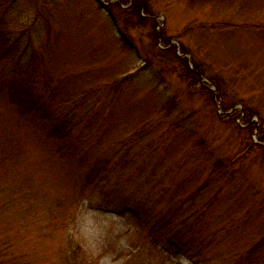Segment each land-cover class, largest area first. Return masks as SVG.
Here are the masks:
<instances>
[{
	"label": "rangeland",
	"instance_id": "obj_1",
	"mask_svg": "<svg viewBox=\"0 0 264 264\" xmlns=\"http://www.w3.org/2000/svg\"><path fill=\"white\" fill-rule=\"evenodd\" d=\"M53 1L63 5L60 8H66L64 12L49 10L47 3ZM245 1L246 4L243 0H153L154 16L164 22L166 34L173 37L172 43L182 40L193 53L190 62L194 58L208 76L222 84V99L214 102L200 83L191 85L188 78L179 76L177 71L182 65L173 52L165 60L153 59L150 53L152 63L146 64L147 52H151V26L137 36L142 41L134 48L123 46L110 12L98 0H17L7 13L0 1L2 28L6 21L17 22L18 18L21 22L8 32H12V38H18L19 53H25L23 58L20 56L22 65L26 63L32 68L38 64L39 71L52 72L60 82L64 75V82L74 88L85 89L99 80L93 88L104 93L110 91L107 75L129 68L135 72V84L129 88L137 92L124 93L118 101L121 116L114 119L116 126L109 130L102 148L93 147L91 151L85 150L87 155L71 156L77 163V156L84 157L85 167L81 171L72 160L63 165L53 158L55 154L44 137L31 140L27 168L33 170L34 178L49 183V195L60 193L73 198L68 212L76 209V219L68 230L58 233L41 227L25 228L18 253L26 255L31 264H57L67 243L66 233L98 264H264V157L260 149L251 145L252 139L256 143L260 140L256 131L251 134L245 130V124L240 123L244 127L240 129L227 120L218 107V101L223 108L242 101L258 114L253 121L261 125L260 118L264 120V0ZM48 11L56 13L50 20L51 29L42 18ZM79 13L87 19L76 18L81 16ZM195 21L214 26L203 33L188 29ZM110 40L112 52L104 47ZM34 53L41 57L31 64L28 60ZM14 55L13 63L19 56ZM142 85L143 90H135ZM93 88L87 89L90 95ZM145 97H153L154 102L172 97L175 105L172 115L161 112L154 116L141 129L140 136L136 128L145 109H136ZM101 101L93 104V111H102L104 100ZM77 102L65 107L61 118L74 110ZM1 104L2 98L0 116H4ZM244 106L238 103L236 109L242 112ZM147 132L150 137H144ZM97 136L98 131L89 139ZM149 140L153 143L150 148ZM135 151V156L120 163L122 155ZM164 156L167 157L163 162ZM101 160L111 163V171H105L107 186L98 188L96 182L80 193L85 178L99 173ZM152 161L162 170L161 174L170 170L168 183H172V189L184 183V192L177 194L179 200L172 205L166 204L169 194L162 197V204L157 203L160 198L154 195L153 201L147 203L150 210L142 207L140 215L119 214L108 204L116 183L124 181L123 191H128L129 185L133 191L140 183L136 171L141 166L142 174L148 173L151 178L153 171L146 168L152 166ZM112 166L118 168L112 170ZM186 173H190L188 177ZM78 176V181L74 180ZM73 181L77 191L71 188ZM202 187L204 190L200 191ZM188 191L196 192L188 196L190 199L182 208L174 209L182 200L185 202L184 193ZM8 214L6 222L23 225L22 217H13L12 211ZM164 218L171 220V227L166 230L161 227ZM40 219L48 221L45 214Z\"/></svg>",
	"mask_w": 264,
	"mask_h": 264
},
{
	"label": "trees",
	"instance_id": "obj_2",
	"mask_svg": "<svg viewBox=\"0 0 264 264\" xmlns=\"http://www.w3.org/2000/svg\"><path fill=\"white\" fill-rule=\"evenodd\" d=\"M0 1L2 3L4 2L2 6H4V10H6L5 13H7V10H9L17 0ZM106 1L110 2L107 6V10L113 18L116 32L120 35L123 46L134 48L138 42L142 41L137 36H140L148 26H151L152 29L148 33L150 37V39H148V47L151 49V52H147L146 64L151 65L152 61H150V59L152 58L165 60L167 54L173 52L182 65L177 71L180 77L188 78L191 85L193 83H200L202 88L208 90L213 102L215 99H222L221 93L224 91L222 84L216 82L212 76H208L201 64L196 62L194 58H192L190 62L187 56L182 55L193 54L182 40L179 39L178 43H172L173 37L166 34L164 22L159 21L154 16L153 0ZM243 2L246 4L245 0H243ZM244 3L243 5L245 6ZM47 5L49 6V10L52 9L54 11H57V9H59V11L62 10L60 7L63 6H59L54 1L48 2ZM204 5H206V3ZM65 9L66 8L62 11L64 12ZM79 14H81V16H77ZM79 14H76L77 17H75L83 19V21L87 19L84 13ZM55 15L51 11L46 12L44 15L42 14V18L50 29V20L56 17ZM16 20L17 22L7 23L6 21L3 28L0 25V99L2 98L1 106L4 108V116H0V227L2 226V231H0V264H31V261L25 258L26 255L17 252L18 245L21 244L22 240L25 238V228L41 227L49 232L58 233L63 229L64 231L68 230L76 219V209L74 212H68L69 204H72L71 200L74 201L73 198H66L60 193L49 195L51 194L49 192L50 189L47 187L49 183L38 178L40 182L37 178H34L33 170L27 168L29 162L27 158V149L30 146L31 140H42L44 137L55 154H53V158L57 159L59 162H63V165L64 162L70 160L76 162L75 158L71 157L73 154L87 155L85 150L91 151L93 147L102 148L104 146L109 130L114 129L116 126L114 119H116L117 116H121L122 110L121 108L119 109L118 101L122 99L124 93L134 94L136 92L131 91L129 88L131 84H135L133 77L135 72H130L129 68L126 72H122L124 70H116L113 74L109 73L106 79L111 80L109 81L111 82L110 91L109 93H104V90L100 88H93L96 84L100 83L99 80L92 81L88 88L85 89L74 88L72 86L70 87L67 82H64L62 79L64 75L61 76L60 82L55 78L52 72H48L44 69L39 71L41 67H39L38 64L35 67L32 66V68L26 63L22 65L20 56L22 55L23 58L25 53H19L18 38H12L10 35L12 32H8L9 30H13L14 27L17 28L21 23L18 18H16ZM213 26L214 25L208 22L195 21L188 29L195 28L198 32L203 33L208 28H213ZM50 29L48 30V35H50ZM136 33L139 34L136 35ZM137 38L138 40H136ZM111 45L113 44H111L110 40L104 47L106 49L109 48L111 51ZM150 53L153 54L152 58H149L151 55ZM14 54L19 55L15 63H13L15 58ZM40 57L38 54L34 53L28 61L32 64L38 61ZM94 76L95 75L92 77ZM204 77L207 78L208 82L203 80ZM211 85L216 86V94L209 87ZM144 87L145 86L142 85L135 88V90H143ZM92 88L94 92L90 95L88 91ZM135 94H137V92ZM116 99L117 102L115 103ZM99 100L100 103L102 102L101 100H104L101 106L102 111L95 112L93 111V104L95 102V104L99 103ZM140 101L139 103H141V106L136 110L145 109L144 118L139 122L140 126L138 125L136 128L137 134L140 136L143 132L141 129H144L146 127L145 124H148L154 116L161 112H167L172 115L175 105L172 97L162 102H154L153 97L150 99L145 97ZM73 102H77L73 107L74 110H71L66 117L61 118L63 109L65 111V107ZM238 103L245 105V109L242 112H239L235 108ZM223 110L226 112L230 111L225 118L227 120H232L238 128L243 129L244 127L240 124L243 123L245 124V130H249L251 134H254L257 130V137L260 141L256 143L252 139L251 145L260 149L264 157V120L260 118L262 121L261 125L253 121L252 118L258 116V114L242 101L233 103L228 106V108H223ZM82 112L85 115L84 120ZM247 114L250 116L249 118L245 117ZM239 120H241V122H239ZM97 131L98 136L94 139H89L91 135L92 137L96 136ZM147 133L148 134H145L144 137H150V133ZM89 140L92 141L87 145ZM119 140L124 141L125 139ZM27 142H29V145ZM152 144L151 140H149V144L147 145L148 148H150ZM85 145L89 147H84V150H82V147ZM127 153L128 152H126V154ZM136 154L135 151L127 156L122 155L120 157V163H123L126 158L128 159ZM81 156H77L80 158V163L76 162L79 171L83 170L85 167L83 163L85 159ZM166 157L167 156H164L163 162ZM147 162L151 163V160ZM153 163L154 161H152V166L149 167V169L146 168L150 172L153 171L151 178L148 176V173L147 176L142 174V166L140 171H136L140 183L135 185L133 191L130 190V185L128 191H123L125 187L124 181L116 183L113 191L114 195L111 196L108 202L111 208H114L123 216L130 213L140 215L142 207L147 211L151 209L147 206V203L148 201L151 202V197L154 195L159 196L160 201H157V203L160 204L163 203L162 197L167 196V194L170 195V199L166 204L172 205L179 200V198H177L179 195L178 193L184 192L185 189L181 190V186L184 183L179 184L176 190L172 189V183H168L170 170L166 169L161 174L162 170H158V167L154 166ZM110 164L109 160H101L99 164L100 167L98 168L100 169L99 173L96 171L93 175H89L85 178L83 185H80V193L83 194L88 191L89 187L93 186L96 182H98V185H96L98 188L107 186L105 171L106 173L111 171ZM37 166L38 163L35 165L34 171L37 169ZM117 168L118 167L112 166V170ZM185 170L188 169L185 168ZM103 171L104 174H102ZM144 172L146 173V171ZM187 173L186 177L190 174L187 175ZM78 178L79 176L74 180L78 181ZM185 180H187V178ZM76 181L72 182L71 188L73 190H76ZM172 190L174 192H172ZM203 190V187L200 188V191ZM193 192L196 191L184 193V196H186L185 202L182 200L174 209L182 208L183 204L190 199L188 196ZM83 198L84 196L81 199ZM120 199H122V201H119ZM156 205L158 206L159 204ZM8 211H12L13 217H15V215L19 218L22 217L23 220H21V222L23 225L6 222L8 219L7 216L9 215ZM43 214L48 217L47 222H42L40 219ZM166 218H164L165 220L161 223L163 230L171 227V220ZM67 235L66 233L64 234L67 243L66 246L65 243L63 245L64 248H62V253L57 264H98V262L83 249L82 245L73 241V236L69 237Z\"/></svg>",
	"mask_w": 264,
	"mask_h": 264
},
{
	"label": "water",
	"instance_id": "obj_3",
	"mask_svg": "<svg viewBox=\"0 0 264 264\" xmlns=\"http://www.w3.org/2000/svg\"><path fill=\"white\" fill-rule=\"evenodd\" d=\"M99 2H100L101 4L106 5V3H104L102 0H99ZM205 80H206V79H205ZM213 89L216 90L215 86H213ZM219 108H221L220 105H219ZM219 112L222 113L221 109H219ZM222 114H226V113H222Z\"/></svg>",
	"mask_w": 264,
	"mask_h": 264
}]
</instances>
